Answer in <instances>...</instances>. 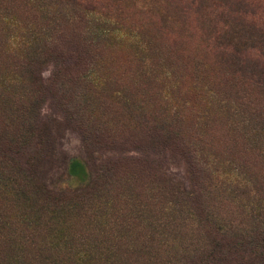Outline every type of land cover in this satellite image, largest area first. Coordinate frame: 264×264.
Segmentation results:
<instances>
[{"label": "rangeland", "instance_id": "obj_1", "mask_svg": "<svg viewBox=\"0 0 264 264\" xmlns=\"http://www.w3.org/2000/svg\"><path fill=\"white\" fill-rule=\"evenodd\" d=\"M8 150L46 190L106 193L52 205ZM82 252L264 264V0H0V264Z\"/></svg>", "mask_w": 264, "mask_h": 264}, {"label": "trees", "instance_id": "obj_2", "mask_svg": "<svg viewBox=\"0 0 264 264\" xmlns=\"http://www.w3.org/2000/svg\"><path fill=\"white\" fill-rule=\"evenodd\" d=\"M99 27H97L96 29H98ZM106 29L107 28H102L101 31H105ZM93 38H98V37L96 35ZM90 75H91V72H89L88 70V73H87V68H85L82 77H88ZM37 144L39 145V141L37 142ZM8 153H10L11 155L8 159H6V162H8V165L10 167L9 173H11V177L19 179V182H20L18 183L19 186L24 187L25 189H30V191L35 192V193L44 194L45 198L47 199V202L52 205L57 206L58 203H64V204H67V206L70 208L75 207L74 209H71L69 211L67 209V206H65V209L68 212H72L73 214L80 213L87 206H93L95 204V197L100 198L104 196V194L106 193L104 192V194H100L101 190H103L105 186V183L110 178V176L107 174H102L97 179L96 177L90 178L89 183L85 186L84 189L75 191L73 194H69L66 196L62 193L57 194L51 190L50 191L46 190L45 187L41 184V182H37V178L35 176L36 174L34 170H31L33 166L31 163L34 162L35 158L30 157L26 160H22L20 159L19 155H17L18 157L14 156L15 154H18L17 151L12 152L8 150ZM155 168L156 166H145L144 171H148V173L151 170L157 171ZM109 170L110 168L107 169L106 171H109ZM195 172L203 173V170L198 167L197 169H195ZM149 175H155V174L151 173ZM166 181L169 183L168 180ZM166 181L165 182L163 181V182L167 184ZM192 192L194 193V191ZM61 196L63 197L65 196L67 198H63ZM200 197L201 196L198 194V195L193 196V198L189 200V202L191 203V206L194 208L193 215L194 217L198 219L199 222L200 221L204 222V227H207L208 231L210 230L213 231L214 228L211 226L214 225V222L210 218V216H208L205 209L202 207ZM76 204L80 206H76ZM56 208L52 209L51 213L54 212ZM82 254L83 252L78 256L77 255L71 256L65 259H52V258L47 259L46 264H62V263L64 264H117L118 261H119L118 264H120V260L116 258L114 259L113 255L105 258V260L103 261L100 259L96 261L93 258H86L82 256ZM90 260L92 261L89 262Z\"/></svg>", "mask_w": 264, "mask_h": 264}]
</instances>
